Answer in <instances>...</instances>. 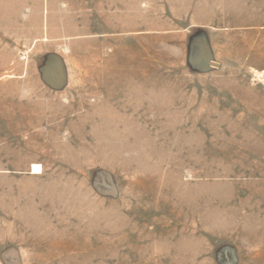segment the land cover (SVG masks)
Masks as SVG:
<instances>
[{
    "label": "rangeland",
    "instance_id": "rangeland-1",
    "mask_svg": "<svg viewBox=\"0 0 264 264\" xmlns=\"http://www.w3.org/2000/svg\"><path fill=\"white\" fill-rule=\"evenodd\" d=\"M5 217L0 264H264V0H0Z\"/></svg>",
    "mask_w": 264,
    "mask_h": 264
},
{
    "label": "crops",
    "instance_id": "crops-1",
    "mask_svg": "<svg viewBox=\"0 0 264 264\" xmlns=\"http://www.w3.org/2000/svg\"><path fill=\"white\" fill-rule=\"evenodd\" d=\"M31 169H32V167H31ZM31 169H30V173L33 174L32 171H31ZM14 217H15V216H14ZM9 218H10V217H9ZM6 220H7L6 217H5V218H0V229L2 230V231H1V234H2V235H7L8 233H10V234L12 233V231L8 232V230H7V227H8V226H7V223H6L7 221H6ZM13 224H14L15 227H19V228H20V226L22 225V224H20V222H17V220L14 221ZM10 225H11V224H10Z\"/></svg>",
    "mask_w": 264,
    "mask_h": 264
},
{
    "label": "bare ground",
    "instance_id": "bare-ground-1",
    "mask_svg": "<svg viewBox=\"0 0 264 264\" xmlns=\"http://www.w3.org/2000/svg\"><path fill=\"white\" fill-rule=\"evenodd\" d=\"M42 172V165L39 163H34L32 166V173L39 174Z\"/></svg>",
    "mask_w": 264,
    "mask_h": 264
}]
</instances>
